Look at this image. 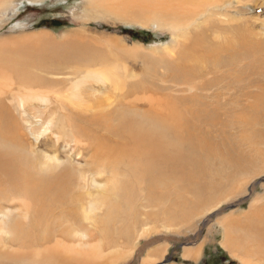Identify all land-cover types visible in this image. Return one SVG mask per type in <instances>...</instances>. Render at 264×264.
<instances>
[{
	"label": "bare ground",
	"instance_id": "6f19581e",
	"mask_svg": "<svg viewBox=\"0 0 264 264\" xmlns=\"http://www.w3.org/2000/svg\"><path fill=\"white\" fill-rule=\"evenodd\" d=\"M194 1L90 0L92 4L98 3L102 7L107 2L104 7L111 8L110 12L114 10L116 14L134 11L147 17V20L160 18L174 31L189 28L207 7L222 0L209 3L204 0L199 6ZM2 4L0 6L6 5ZM211 18L208 20L206 17V20L210 21ZM206 20L201 21L202 24ZM198 31L196 29L189 34L183 31L181 35L176 33L174 41L184 36L178 43L173 41L176 48L172 52L161 49L165 58H171L174 54L178 59L179 64L174 67L167 65L170 78L166 81L171 83L164 88L177 91V95L165 93L163 97H158L151 93L147 97V86L142 83L143 87L137 90L133 86L141 85L140 82H130L120 105L112 110L94 109L78 96H58L56 104L49 106L59 108L61 112L64 110L59 119H53L57 129L54 133L66 140L73 154L85 160L86 168L76 167L71 161L62 162L54 157H49L48 161L42 155L33 154V145L25 141L26 134L20 121H17L15 111L6 102L8 88L0 84V230L7 226L11 233L7 239L0 235V264H111L114 256L105 252L121 236L129 240L140 223L135 209L129 212L124 208H168L161 211L166 221L171 223L180 208H201L214 197L212 190H221L225 181L250 164L242 162V159L233 160L231 152H223L225 145H213L212 136L217 127L222 133L227 130V125L221 124L225 121L219 118L221 110L225 113L229 107L219 104L221 99L225 100L235 93H239L238 99L244 96L264 97L261 86L254 93L244 87L245 79L254 78L259 83L264 69V59L259 52L264 45L248 44L241 40L227 42L224 47L218 48ZM30 37L33 40L30 41L27 36L28 40L22 39L23 42L27 40L31 44L34 41L37 46L45 44L49 47L45 50L37 47L35 49L41 52H35L36 43L33 42L34 47L30 51H33V55L14 51L19 45L13 46L15 49L7 55L0 54V73L8 76L7 79L13 78L11 69H14V82L19 83L20 88L38 87L36 92H42L43 88L48 87L61 91L60 86L55 87L62 83L61 80L53 82L41 73H60L62 66L76 56L71 54L77 53V49L84 53H80V58L84 57V60L88 58L98 62L107 59L103 53L90 54L87 50H81L77 41L84 38L74 36L77 38L75 42L67 39L69 45L65 47L66 44L65 51H61L50 34L43 32L30 34ZM110 41L116 42L113 47L119 48L121 45L114 39L110 38ZM22 45L21 51L31 46ZM50 47L51 52L47 53ZM24 59L19 67L17 63ZM106 75L113 78V88L123 86L113 73L106 72ZM236 85L238 87L235 88ZM262 101H256L253 105L255 113L252 116L260 113ZM244 106L242 104L238 109L244 111ZM34 116L38 118L40 115ZM242 117V113H237L229 120L239 125ZM228 129L231 130L230 127ZM225 141L223 139V144ZM85 154H89V158H85ZM226 164H230L231 171L225 170ZM222 174L226 179L215 181L216 176ZM103 178L109 182L105 196L97 195L93 190L96 187L100 190L98 179ZM17 197L22 205L19 211L16 214L5 213V208H1L2 202ZM98 200H103L104 205ZM119 201L122 204L115 208ZM102 205L107 208L103 210ZM111 210L120 213L116 223L123 224V228L119 229L115 220L111 219ZM260 214L258 216H263ZM239 222L233 221L237 228L226 234L227 244L231 242L237 245V254L248 258L247 263L255 264L252 261L256 259L259 264H264V221L257 226L252 224L250 234V227L246 229ZM242 228L248 233L246 240ZM248 243L249 246H246Z\"/></svg>",
	"mask_w": 264,
	"mask_h": 264
},
{
	"label": "rangeland",
	"instance_id": "374dc122",
	"mask_svg": "<svg viewBox=\"0 0 264 264\" xmlns=\"http://www.w3.org/2000/svg\"><path fill=\"white\" fill-rule=\"evenodd\" d=\"M2 1L0 0V5ZM7 1L10 3L8 4ZM203 1L195 0L194 4L199 6ZM212 1L214 0H208V3ZM105 3L107 2H104L102 7L98 3L92 4L90 0H5L2 5H6L0 6V54L7 55L19 45L14 51H20L19 53L24 55L23 53L30 52L34 47V41L31 44L27 41L28 39L33 40L30 34L44 32L50 34V38L59 44L57 49L61 51H65V47L69 45L67 39L75 42L77 38L74 36H76L84 38L77 41L81 50H87L90 54L103 53L107 57L104 61L98 62L96 60L92 62L88 58L84 60V57L80 58L84 53L77 49L78 56L77 53L71 54L76 56L62 66L60 73H41L53 82L61 80L62 83L55 86H60L61 91L48 87L43 88L42 92H36L38 87L20 88L19 83L14 82L16 80L14 69H11L13 78L7 79L8 76L0 73V82L3 79L1 86L8 88L5 95L6 102L15 111L17 121H20L26 134L25 141L33 145V154L42 155L48 161L49 157H54L62 162L71 161L76 167L86 168L84 167L86 166L85 160L73 154L72 147L67 146L66 140H63L60 134L54 133L57 129H55L53 119H59L64 110L61 112L59 108H49V106L56 104L55 99L58 96L68 98L78 96L81 101L89 103L94 109L112 110L120 105V100L130 82H140L141 85L133 86L137 87V90L143 87L142 83L147 86V97L151 93L158 97H163L165 93L177 95V91L170 89L168 92L164 88L170 86L169 83H171L166 81L170 78L167 65L172 64L174 67L179 64L178 59L176 60L174 54L171 58H165L161 51L166 49L172 52L176 48V43L173 44L176 33L181 35L183 31L189 34L199 29L198 32L203 37L209 38V43L215 47H224L227 42L233 43L241 40L248 44L261 43L264 45V0H222V4L207 7L205 12L200 13L197 19L190 24L189 28H184V30L178 28L177 31H174L170 25H165L164 21L157 17L155 21L147 20V17L134 11L125 12L126 14H121V12L116 14L114 10L110 12L111 8L104 7ZM211 13L216 17L211 18L210 16H213ZM206 17L211 20H206ZM205 20L206 23H204ZM201 21H204V24ZM183 37L177 38L174 42L178 43ZM110 38L121 44V47H113L116 42L113 44ZM22 39H27V42H23ZM27 43L31 45V48L25 47L24 51H21V45L24 47ZM35 45L34 49L38 47V49L45 50L49 47L45 44L37 46L36 43ZM50 49L52 48L50 47L47 53L51 52ZM36 50L34 51L41 52ZM29 54L33 55V51ZM259 55L264 59V49L259 52ZM21 61L25 59L17 63L19 67L22 65ZM243 61L245 62V59L242 63ZM106 72L113 73V76L120 80L123 86L113 88V78L108 77ZM261 73L259 83L255 82L254 78L245 79L244 87L249 92L250 90L252 93L257 92L256 88L260 86L264 88V69ZM238 94H231L225 100L219 101V104L225 108L229 107L225 113L221 110L219 118L225 121L221 124L227 125V130L225 129L222 133L221 129L213 124L217 130L213 132L212 143L216 144L215 146L225 145L223 152L226 153V150L231 152L233 160L242 159V162L250 164L225 181L221 190H212L214 197L207 200L201 208H180L171 223L166 221L161 211L169 210L168 208H124L129 209V212L135 209L140 223L134 228L129 240L121 236L118 242L105 252V254L114 256L111 264H182L181 252L187 248L197 249L198 247H201L203 256L198 260L186 259V264H250L247 263L248 258L243 257V259L242 255L237 254L239 252L235 250L237 245L231 242H228L230 245L227 244L226 234L236 227L237 224H232L233 221H240L239 225L246 229H249L252 224L257 226L264 221V101H262L264 97L247 98L244 96L238 99ZM99 100L101 101L100 108L97 107ZM256 101L263 102L262 105L260 104L258 117L252 116L255 113L252 108ZM242 104L245 105L244 111L238 109ZM237 113L243 115L239 125L229 120ZM34 114L40 116L37 118ZM229 127L231 130L228 129ZM223 139L227 140L224 144ZM86 156L89 158V154H85V158ZM224 168L226 171L232 170L230 164H226ZM225 174L216 176L215 181L226 179ZM98 180L101 186L100 190H97V187L93 189L95 194L107 195L105 188L109 186V182L104 178ZM82 192L86 191L82 190ZM98 202L104 205L103 200H98ZM120 204H122L120 201L116 203L115 208ZM103 205L102 209L105 210L107 207ZM21 206L20 198L17 197L9 202L3 201L1 208H5V213L16 214ZM172 209L175 208L170 210ZM100 211L102 210H96V212ZM110 212L113 213L111 219H114L116 223L120 213L117 210L115 213L113 210ZM153 213L159 215L155 216ZM259 214L262 217L258 216ZM116 226L119 229L123 228L121 223H116ZM244 228L241 232L246 234V240L248 233H251L249 231L253 229L250 227L247 233ZM9 231L10 229L5 226L3 230H0V235L7 239L11 236ZM245 245L249 246V243ZM252 262L259 264L256 259Z\"/></svg>",
	"mask_w": 264,
	"mask_h": 264
},
{
	"label": "crops",
	"instance_id": "0c3cea01",
	"mask_svg": "<svg viewBox=\"0 0 264 264\" xmlns=\"http://www.w3.org/2000/svg\"><path fill=\"white\" fill-rule=\"evenodd\" d=\"M201 251H202L201 247H198L197 249L187 248V250H184L183 252H181V259L183 260V262L186 259L187 260H198L203 256ZM197 254H199V256H197ZM189 257L192 259H188ZM175 264H178V263H175Z\"/></svg>",
	"mask_w": 264,
	"mask_h": 264
},
{
	"label": "trees",
	"instance_id": "16d2710c",
	"mask_svg": "<svg viewBox=\"0 0 264 264\" xmlns=\"http://www.w3.org/2000/svg\"><path fill=\"white\" fill-rule=\"evenodd\" d=\"M180 262H182V261H180ZM183 263H185L186 264V262L184 261Z\"/></svg>",
	"mask_w": 264,
	"mask_h": 264
}]
</instances>
